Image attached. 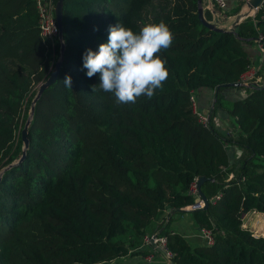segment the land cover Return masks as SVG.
Wrapping results in <instances>:
<instances>
[{"label":"trees","instance_id":"obj_1","mask_svg":"<svg viewBox=\"0 0 264 264\" xmlns=\"http://www.w3.org/2000/svg\"><path fill=\"white\" fill-rule=\"evenodd\" d=\"M160 22L174 34L157 54L169 71L163 90L120 105L93 92L99 74L82 69L85 50L106 43L110 25L139 33ZM61 27L60 67L33 105L19 161L20 130L59 42L42 40L33 0H0V264H131L114 262L145 254L154 220L171 264H264V236L242 224L245 213H264V0L233 32L203 26L196 0H62ZM258 37L260 83L225 99L224 85L250 64L244 43ZM198 88L214 90L206 127L188 100ZM217 110L231 131L214 127ZM227 145L239 149L235 160ZM197 177L206 208L177 212L197 202L189 191ZM176 213L209 229L212 244L191 247L170 229Z\"/></svg>","mask_w":264,"mask_h":264},{"label":"clouds","instance_id":"obj_2","mask_svg":"<svg viewBox=\"0 0 264 264\" xmlns=\"http://www.w3.org/2000/svg\"><path fill=\"white\" fill-rule=\"evenodd\" d=\"M174 34L164 23H147L139 33L117 23L108 28V40L97 51L86 49L82 69L88 78L99 74V84L92 91L111 93L115 103H135L141 96L152 99L169 77L166 61L158 53L170 48ZM65 87L71 89L72 78L66 75Z\"/></svg>","mask_w":264,"mask_h":264},{"label":"crops","instance_id":"obj_3","mask_svg":"<svg viewBox=\"0 0 264 264\" xmlns=\"http://www.w3.org/2000/svg\"><path fill=\"white\" fill-rule=\"evenodd\" d=\"M237 3L238 2L236 0H225V7L220 9V11L211 4L210 0H201L200 6L202 11H207L210 14L211 21L215 22L218 27L227 29L234 21L236 15L242 11H245L244 6L242 5L240 9L234 13L233 10ZM243 46L250 65H253L259 69L262 63L263 53L258 49L255 42L244 43ZM245 93L246 89L243 86L224 87L222 89V95L227 100L242 98ZM193 94L195 98V111L208 115L211 111L214 101V90L211 88H198L193 92ZM225 119H229V116L224 110H217L212 117V124L221 133H225L224 131H226L221 124ZM226 149L228 150L231 159L234 158L239 152L236 146L227 145ZM188 216V213L173 214L169 224L170 229L179 232L188 243L199 242L198 245L203 244V239L200 237L199 233L197 234V232L194 231L193 221L189 219ZM158 223L159 221L154 220L152 226L157 225ZM139 248L144 250L145 254H147L153 247H146L141 242ZM145 254L127 256L128 259H126L125 262H130L131 264H144L143 256ZM150 264H167V262L158 252L155 251V253H153V260Z\"/></svg>","mask_w":264,"mask_h":264},{"label":"built area","instance_id":"obj_4","mask_svg":"<svg viewBox=\"0 0 264 264\" xmlns=\"http://www.w3.org/2000/svg\"><path fill=\"white\" fill-rule=\"evenodd\" d=\"M241 3L244 7L248 0H236ZM211 4L217 9H223L225 7V0H210ZM34 8L37 16V27L38 33L41 36L42 40L46 44H51L54 40H57V26L54 19L53 7L54 0H33ZM58 41V40H57ZM258 49L262 52V47L259 44V37L255 40ZM258 68L253 65H247L246 69L239 75L238 81L243 86H247L249 84L258 85L260 83L258 75ZM188 100L192 106L193 112L197 116V121L203 126H207V115L199 113L195 111V98L192 91H190ZM230 176V175H229ZM195 181L190 185V193L197 196L195 189ZM217 197V196H216ZM202 207V202L197 197V202L191 205H187L183 208L188 210L200 209ZM198 233L200 237L203 239L204 244L210 245L213 242L212 233L209 229L200 227L198 228ZM157 245L160 247L166 254L167 257L170 258V253L166 249V239L164 236H159L156 234V231L151 233H146L142 237V243L146 247H152L150 243ZM153 253L155 250L152 248L151 251L143 256V263L150 264L153 260Z\"/></svg>","mask_w":264,"mask_h":264},{"label":"water","instance_id":"obj_5","mask_svg":"<svg viewBox=\"0 0 264 264\" xmlns=\"http://www.w3.org/2000/svg\"><path fill=\"white\" fill-rule=\"evenodd\" d=\"M262 1L263 0H248L246 2V4H245V7H244L245 11H242V12L238 13L236 15L234 21L231 23V25L227 29L220 28V27L216 26L215 24H213L212 22L206 21L204 19L203 15H202V9H201V6H200L201 0H196L197 18H198V20L200 21V23L203 26H205V27H207L209 29H213V30H216V31L225 30V31H228V32H233V30H234L236 24L238 23V21L240 19L244 18V17L252 16L253 13L257 10V8L261 5ZM61 9H62V0H55L54 7H53V14H54L55 23H56V26H57V40L59 42V57L55 61V63L53 64V67L50 70L49 75L46 77V79L44 81L40 82L37 85L35 93H34L32 99L30 101L27 117H26V119L24 121V124H23V126H22V128L20 130V133H19L20 141L22 143V148H21V152H20V155H19V159H18L19 161L23 158L24 151H25V149L27 148V145H28V139L26 137L27 125L29 123V120H30V117H31V114H32V111H33V105L36 102V100L39 98V96L41 95L43 90L54 82V80L56 78V75L58 73L59 67H60L61 60H62V52H63V49H64V45H63V43L61 41V32H62V27H61ZM224 86H226V87H240L241 83H239V82L227 83ZM204 179H205L204 177H197L196 181H195V189H196L197 197L202 202L201 209H204L207 206V200H206L205 196L201 193V191L199 189V186L204 181ZM186 210H188V209H185V208L176 209L177 212H183V211H186ZM262 236H264V235H262ZM150 244L155 249V251L158 252L166 260L167 264H171L170 258L166 256L165 252L160 247H158L157 245H154L152 242Z\"/></svg>","mask_w":264,"mask_h":264},{"label":"rangeland","instance_id":"obj_6","mask_svg":"<svg viewBox=\"0 0 264 264\" xmlns=\"http://www.w3.org/2000/svg\"><path fill=\"white\" fill-rule=\"evenodd\" d=\"M218 10L220 11V9H218ZM209 22H211V21H209ZM258 78H259V81H260V79H261L260 75H258ZM221 124H222V127H224V130H226V131H224L225 133H227V131H231L232 130L231 129L232 128V126H231L232 122L229 119H227V120L225 119L224 122H222ZM238 151H239V149H238ZM236 158H233L232 160H235ZM230 177H231V175L230 176L228 175V179ZM188 218L191 219L190 216H188ZM242 224H243V226L247 227L254 235H259V234L260 235L261 234L264 235L262 233V231L264 229V213H258V212H254V211L247 212L242 217ZM155 227H156V225H154L152 227V230L149 231L148 233L154 232L155 230H153V229ZM193 229L198 234V227L195 224L193 226ZM189 244H190L191 247H193L195 245H198L199 242H195V243L194 242H190ZM126 259H128V258L124 257L122 259L116 260L114 263L122 262V261H125Z\"/></svg>","mask_w":264,"mask_h":264},{"label":"bare ground","instance_id":"obj_7","mask_svg":"<svg viewBox=\"0 0 264 264\" xmlns=\"http://www.w3.org/2000/svg\"><path fill=\"white\" fill-rule=\"evenodd\" d=\"M262 233L264 234V229H263Z\"/></svg>","mask_w":264,"mask_h":264}]
</instances>
